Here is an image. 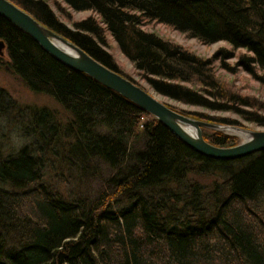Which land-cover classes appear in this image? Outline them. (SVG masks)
Here are the masks:
<instances>
[{"label": "trees", "instance_id": "trees-1", "mask_svg": "<svg viewBox=\"0 0 264 264\" xmlns=\"http://www.w3.org/2000/svg\"><path fill=\"white\" fill-rule=\"evenodd\" d=\"M9 1L137 86L109 53L107 35L162 98L264 128V104L216 76L242 70L264 88V0H60L98 18L71 27L47 0ZM152 23L229 49L202 58L143 29ZM0 40L11 73L68 118L18 106L0 89V264H264V151L233 161L199 155L1 16ZM5 125L18 134L13 148L5 149L14 142ZM203 138L221 148L238 143L215 131L203 130ZM52 168L68 169L89 189L64 196L44 181Z\"/></svg>", "mask_w": 264, "mask_h": 264}, {"label": "water", "instance_id": "water-1", "mask_svg": "<svg viewBox=\"0 0 264 264\" xmlns=\"http://www.w3.org/2000/svg\"><path fill=\"white\" fill-rule=\"evenodd\" d=\"M0 16L20 31H24L44 51L67 68L92 78L161 122L178 141L195 153L218 161H233L258 151H264V131H251L234 125L209 123L171 110L156 96L142 90L113 70L107 69L68 39H64L58 33L42 25L9 0H0ZM4 52L5 42L0 40V57L4 55ZM203 130L237 137L241 142L233 147H217L204 140Z\"/></svg>", "mask_w": 264, "mask_h": 264}, {"label": "rangeland", "instance_id": "rangeland-1", "mask_svg": "<svg viewBox=\"0 0 264 264\" xmlns=\"http://www.w3.org/2000/svg\"><path fill=\"white\" fill-rule=\"evenodd\" d=\"M50 8H52L53 12L60 18V20L65 23L68 27H71L73 23L76 21H80L83 19H87L88 16L95 17L91 12H74L71 9H69L64 3H62L60 0H47ZM58 5V6H57ZM60 7V8H59ZM97 18V17H95ZM98 19V18H97ZM143 29L150 33H155L157 36H160L161 38H167L170 41L177 43L181 46H183L185 49H188L190 52L194 53L195 55H199L202 58L208 59V57H211L213 53H215L219 48H225L229 49V45L224 42H218L212 45H203L199 43L197 40L188 39L186 36L180 35L176 31H171L166 26L162 25H156L154 23L152 24H146ZM108 39L109 44V53L112 54L113 58L117 61L120 70H123L127 76H129L132 80H135L136 83L140 87H142L144 90L149 92L150 94L156 96L159 100H161L165 104H169L175 108H179L184 111H192V112H201L203 114H206L208 116L218 117V118H224L229 119L237 122V126L241 129L245 128L251 131H264V128L259 127L255 124H250L246 122L245 120L239 119V117L235 113H227V112H221V113H213L208 112L206 110H203L201 108H195L190 106H185L181 103H176L169 99H164L160 95L154 93L153 90L150 89V87L146 84L145 81L141 80L136 70L132 67L130 62L124 58L122 53H120L119 49L117 48V45L113 38L110 36H106ZM243 53L242 50L238 51L236 54ZM236 60V59H235ZM235 60H231L230 62H234ZM7 57L6 53L2 57H0V89L5 90L7 94L12 98L14 102L18 106L21 107H41L46 108L54 112L55 116H57L58 120H61V122H65L68 120L67 115L64 113L60 105H57L54 100L49 95H43V94H33L29 91V89L26 87V85H23L21 80L15 75L12 74L9 70V67L7 64ZM216 76H219L223 78L226 81L233 80L235 83V86L238 87L240 90V94L254 97L258 99L260 102L264 104V88H262L260 85H258L253 80L249 79L248 75H246L242 70L238 71L236 76H229L227 75L223 70L217 69L216 70ZM5 137L11 139L13 135L12 141L7 140V146L5 149L13 148L14 146H17V142L19 140L18 134H9L10 129L8 126L5 125ZM237 138V137H236ZM238 143L241 142L239 138H237ZM11 143V144H10ZM6 145V144H5ZM44 181H46L49 185L54 186L57 191H59L64 196L67 195H73V193L78 192L79 190H88L89 186L87 187V184L82 181H80L77 176L70 175L68 173V169L61 168L54 170L53 168L46 171L44 176ZM82 187V189H79Z\"/></svg>", "mask_w": 264, "mask_h": 264}, {"label": "bare ground", "instance_id": "bare-ground-1", "mask_svg": "<svg viewBox=\"0 0 264 264\" xmlns=\"http://www.w3.org/2000/svg\"><path fill=\"white\" fill-rule=\"evenodd\" d=\"M22 10V9H21Z\"/></svg>", "mask_w": 264, "mask_h": 264}]
</instances>
